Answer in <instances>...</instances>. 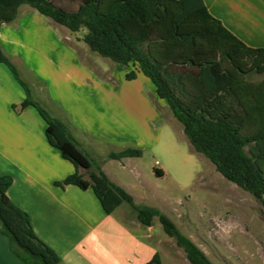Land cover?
Instances as JSON below:
<instances>
[{"label": "trees", "instance_id": "obj_1", "mask_svg": "<svg viewBox=\"0 0 264 264\" xmlns=\"http://www.w3.org/2000/svg\"><path fill=\"white\" fill-rule=\"evenodd\" d=\"M60 1L77 4V9H67ZM24 4L71 32L85 29L81 40L92 52L133 65L127 80L142 72L183 126L194 151L264 208V48L245 44L209 12L203 0H0V27L15 20ZM0 63L26 94L13 108L20 112L34 107L47 124L49 143L75 167L56 186L91 188L109 215L127 204L143 226H152L158 218L190 264H215L169 216L156 207L136 204L105 174L102 159L79 142L75 125L53 117L32 98L29 85L1 47ZM253 73L262 75V80H249ZM141 156L140 149L129 147L111 151L106 158ZM12 183L10 175L0 176V231L9 239L10 251L25 264H61L58 253L36 234L29 213L8 196ZM147 264H162L160 254Z\"/></svg>", "mask_w": 264, "mask_h": 264}, {"label": "crops", "instance_id": "obj_2", "mask_svg": "<svg viewBox=\"0 0 264 264\" xmlns=\"http://www.w3.org/2000/svg\"><path fill=\"white\" fill-rule=\"evenodd\" d=\"M203 1L209 12L245 44L264 48V0ZM81 39H74L67 28L26 4L19 7L15 20L0 27V47L21 79L32 85L37 99L62 103L69 112L72 109L75 115L71 114L69 121L78 129L76 136L83 148L102 159L105 174L128 191L136 204L144 205L137 202L134 194L141 171L134 168L128 172L132 183L123 177L127 174V162L137 158L107 159L109 152L100 154L94 139L87 135V141L82 130H88V125L96 126L95 134L114 141L142 135L155 149L158 140L153 124L160 115L152 110L142 122L135 116H123L124 105L111 107L73 98L69 84L76 83L77 75L91 78L93 71L105 75L85 66L90 49L81 47L85 43ZM125 66L124 76L134 68L132 64ZM63 74L67 85L61 83ZM127 81H140L156 95L154 84L142 72ZM25 98L13 73L0 63V176L13 178L8 196L29 213L36 234L58 253L61 264H147L156 253L160 254L162 264L165 257L175 263L178 247H174V252L164 247L172 239L156 235L154 222L150 227L143 226L128 205L122 204L109 215L91 188L83 190L69 185L62 189L55 185L73 174L75 167L49 143L47 124L34 107L20 112L13 108ZM162 104L165 107L163 100ZM156 162L152 175L156 179L166 177V169ZM0 264H25L10 251L9 239L1 231Z\"/></svg>", "mask_w": 264, "mask_h": 264}, {"label": "rangeland", "instance_id": "obj_3", "mask_svg": "<svg viewBox=\"0 0 264 264\" xmlns=\"http://www.w3.org/2000/svg\"><path fill=\"white\" fill-rule=\"evenodd\" d=\"M58 3L67 9H77V4L68 1ZM71 33L75 39L82 37L86 30ZM81 47L88 49L85 43ZM88 51L85 66L89 71L93 67L105 75H98L95 71L91 78L77 75L76 83L69 84L71 93L75 95L73 98L93 104L106 103L111 107L124 105L123 116H135L142 122L152 110L157 111L160 118L153 126L158 143L153 149L142 135L122 141L102 138L94 133L96 126L92 125H88V130H82L85 135L81 136L85 139L87 135L92 137L100 154L129 147L140 149L142 156L127 162V174L123 176L126 182L132 183L128 172L134 168L141 171L139 186L134 189L137 202L156 207L169 216L178 230L192 239L215 264H264L263 206L250 193L226 180L205 156L194 151L183 126L174 118L166 101L163 100L164 107L154 91L143 87L140 81H127L125 65ZM248 78L258 82L263 76L253 73ZM64 81L63 74L61 83L67 85ZM28 85L32 89V98L53 117L69 120L75 115L70 106L69 112L62 103L56 105L37 99L34 88ZM156 160L166 169V177L156 179L152 175ZM153 222L155 234L168 237L159 219L155 218ZM171 239L170 244L166 243L164 247L174 252V247L178 246L175 239ZM175 250V263L165 257L164 264H190L183 249L178 247Z\"/></svg>", "mask_w": 264, "mask_h": 264}]
</instances>
